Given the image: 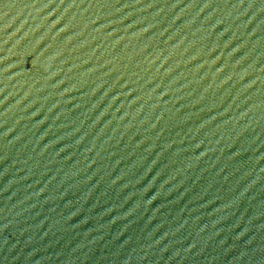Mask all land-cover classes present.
<instances>
[{"label":"water","instance_id":"obj_1","mask_svg":"<svg viewBox=\"0 0 264 264\" xmlns=\"http://www.w3.org/2000/svg\"><path fill=\"white\" fill-rule=\"evenodd\" d=\"M0 264H264V0H0Z\"/></svg>","mask_w":264,"mask_h":264}]
</instances>
